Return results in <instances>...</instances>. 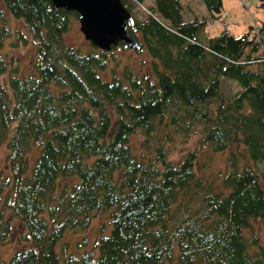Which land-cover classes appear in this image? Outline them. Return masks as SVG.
Segmentation results:
<instances>
[{
  "label": "trees",
  "instance_id": "1",
  "mask_svg": "<svg viewBox=\"0 0 264 264\" xmlns=\"http://www.w3.org/2000/svg\"><path fill=\"white\" fill-rule=\"evenodd\" d=\"M0 2V48L11 35L4 11L36 41L27 75L0 53V145L12 188L0 204V240L6 210L25 227L22 247L0 264H264V244L244 233L264 217V171L239 164L230 147L264 162V16L236 36L222 0H201L204 13L190 18L181 0H121L133 19L126 31L154 58L153 74L123 67L102 78L106 50L64 41L76 11L52 0ZM257 6L264 14V0ZM221 78L237 85L229 97ZM172 108L197 113L211 151L228 150L217 183L196 173L192 149L178 162L161 145L145 160L133 153L131 135L149 134ZM99 211L108 212V231L60 256L64 232L85 229Z\"/></svg>",
  "mask_w": 264,
  "mask_h": 264
},
{
  "label": "rangeland",
  "instance_id": "2",
  "mask_svg": "<svg viewBox=\"0 0 264 264\" xmlns=\"http://www.w3.org/2000/svg\"><path fill=\"white\" fill-rule=\"evenodd\" d=\"M183 5V14L186 18L200 16L204 13V7L201 0H181ZM258 0H222V10L228 13L227 22L230 30L234 35L241 34L248 28L249 24H258L264 14L260 7L257 6ZM0 6H2L0 2ZM4 9V8H3ZM140 6L134 7L135 16H140L142 12ZM6 25L11 30L10 38L3 41L0 48L7 60L9 67L16 66L20 75L31 73L30 65L34 57L36 41L31 38L30 33L26 30L21 19L11 17L4 11ZM78 20L72 17L70 27L64 34V41L73 46L86 50L90 47L78 28ZM221 24L214 23L207 27L209 35L219 31ZM17 35L23 36L25 42L17 38ZM16 43V44H12ZM108 64L105 69L99 71L102 78H110L115 72H120L123 67L131 68L136 74H153L154 58L146 51L145 48L130 49L127 44L115 45L107 50ZM7 73L1 78H5ZM237 88L234 81L227 78H221L220 93L222 97H229ZM216 101L211 100L209 106L214 108ZM198 109H204L205 104L198 105ZM190 108H172L169 114L163 118V123L156 124L155 128L145 134L142 130H137L130 137V146L133 153L140 159L153 157L156 146L161 145L165 149L168 158L178 162L188 150H194L196 153V168L198 175L206 181L213 180L217 183L221 174L228 168L227 154L228 150L211 151L207 144L200 142L199 117L190 115ZM231 150L240 151L238 157L239 164H247L257 171H264V162H253L244 153L243 147L238 144L230 145ZM242 152V154H241ZM35 153H32V156ZM7 149L4 144L0 145V204L12 194L11 172L6 161ZM9 185V186H8ZM264 190V184H262ZM9 234L6 240H0V256L3 260L7 258L23 245L22 233L25 230L24 224L18 218L9 214ZM109 229L108 212L99 211L93 214L89 225L83 230L68 229L63 236L57 241L55 249L60 256H65L67 252H80L91 248L93 242ZM246 236L257 235L259 242L264 244V217L251 220V226L244 231Z\"/></svg>",
  "mask_w": 264,
  "mask_h": 264
},
{
  "label": "water",
  "instance_id": "3",
  "mask_svg": "<svg viewBox=\"0 0 264 264\" xmlns=\"http://www.w3.org/2000/svg\"><path fill=\"white\" fill-rule=\"evenodd\" d=\"M54 7L77 12L78 28L85 40L103 50L124 42L130 49L138 44L126 31L132 23L130 11L121 0H52Z\"/></svg>",
  "mask_w": 264,
  "mask_h": 264
}]
</instances>
